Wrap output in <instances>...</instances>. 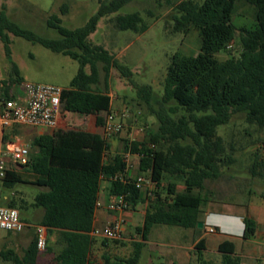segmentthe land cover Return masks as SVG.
Segmentation results:
<instances>
[{"label":"trees","instance_id":"obj_1","mask_svg":"<svg viewBox=\"0 0 264 264\" xmlns=\"http://www.w3.org/2000/svg\"><path fill=\"white\" fill-rule=\"evenodd\" d=\"M132 1L99 0L96 14L84 26L73 30L62 27L60 18L51 15L46 24L57 31L58 39H45L20 28L8 19L2 6L0 40L8 57V34H12L77 61L79 68L69 87L63 89L61 107L79 115H95L97 124L101 125L103 119L99 115L110 113L112 98L106 84L103 90L98 87L99 64L105 75L111 68L122 75L130 73L88 38L99 19ZM240 1L253 7L255 28L240 29L237 56L232 54L236 41V27L232 24L236 0H202L201 3L180 0L173 5L171 31L187 34L196 30L200 37L199 53L196 56L176 53L171 57L163 94L155 100L157 110L151 104L155 99L152 89L137 88L136 99L157 121V128L149 130L143 141H124L122 153L105 161L108 145L98 134L58 130L33 140L31 149L35 153H29L27 164L40 176L35 184L45 190L34 197L30 207L42 209L43 215L34 224L20 218L27 225L44 226L48 238L55 237L52 245L47 241L45 248L47 253L54 247L60 249L51 264H90V250L95 242L90 232L103 180L109 181V193L124 196L129 209L135 210L143 197L148 203L142 224L135 228L139 240L132 243L130 255L126 258L102 255V264H139L144 242L155 225L198 228L199 213L206 201L202 196L205 181L218 179L222 167L233 163L230 156L223 154L225 149L217 128L226 125L238 112L245 113L247 122L264 128V0ZM59 12L65 14L67 6L62 5ZM113 21L120 31L143 33L147 29L137 12L118 15ZM219 52H226L229 57L219 61L215 57ZM11 73L15 84L23 81L13 63ZM170 102L174 106L168 105ZM177 110L182 112L179 116ZM124 153L138 157L136 175L153 185L150 196L147 197V192L142 195L134 186L135 179L127 175ZM254 168L255 164L251 167L252 176L256 175ZM20 182L8 170L0 188L10 189ZM177 183L182 184L181 193L176 191ZM8 207L16 208V205ZM243 225L242 238L249 240L256 232V222L244 217ZM196 249L199 251L196 264H214L204 260L201 247ZM217 251L221 255L220 264H240L232 242L223 241ZM38 257L35 237L22 256L12 250L0 251V259L13 264H36Z\"/></svg>","mask_w":264,"mask_h":264},{"label":"rangeland","instance_id":"obj_2","mask_svg":"<svg viewBox=\"0 0 264 264\" xmlns=\"http://www.w3.org/2000/svg\"><path fill=\"white\" fill-rule=\"evenodd\" d=\"M178 1L180 0L166 3L164 0H133L116 13L99 19L95 31L89 35L88 40L92 44L102 46L119 65L128 69L130 73V75H122L116 69L111 68L108 75H105L101 68L102 65L99 64L98 87L103 90L105 84L107 85L108 93L112 96V113L116 108L122 109L123 106L127 108L126 117L123 115L117 118L113 114L115 121L122 124V130L118 134L123 132L124 125L128 124L125 118L142 129L143 133L155 130L157 128L156 118L151 115L143 103H139L136 99L137 88L148 86L152 89L155 99L151 101V104L153 109L157 110L155 100L163 94L164 79L171 57L176 53L184 56H196L199 53L200 37L196 30L192 29L187 34L171 31L173 5ZM195 1L202 2V0ZM62 5L67 6V12L63 15L59 12ZM2 6H5L8 19L20 28L45 39H58L57 31L47 27L46 24L51 15H57L64 28L70 30L80 28L96 14L99 0H0V10ZM135 12L140 14L143 24L147 26L143 33L131 30L120 31L115 27L113 19L116 16ZM232 24L236 27V41L233 44L232 54L237 56L240 29L255 28L253 7L236 0ZM8 36L10 57L6 55L4 45L0 40V80L14 77L11 73L13 63L17 68L18 76L24 82L52 85L61 89L69 87L70 81L79 68L77 61L62 54L53 53L39 43H33L12 34ZM215 57L219 61H224L229 55L226 52H219ZM85 70L88 71V68ZM168 105L174 106V103L170 102ZM181 113L177 110L176 116ZM11 130H14L16 136L21 139V143L25 145L24 137H27L29 133L28 127L16 125L12 126ZM217 135L223 141L225 149L223 154L230 156L233 163L222 167L218 179L206 182V189L211 192V200L216 204L217 209H222L223 212H229L231 209V211H240L247 216H255L264 220V128L247 122L245 113L238 112L232 115L226 125L217 128ZM25 146L28 148L27 145ZM136 162L134 158L135 165ZM254 164L256 175L252 176L251 167ZM132 175L133 178L137 176L135 173ZM146 185L141 191L144 192L147 189ZM25 191L29 200H32L38 189L27 187ZM4 193L8 194L7 191ZM0 206L5 205L0 203ZM140 208V211L120 212L119 220L124 223L121 239L103 241L95 238L94 244L102 248V255L110 258H126L130 255L132 243L139 240L135 228L141 225L144 205ZM19 213L22 219L32 222L31 210H20ZM213 220L221 233L223 230L237 235L236 225L231 224L227 219L213 217ZM161 229L173 228L157 226L156 230H152V234L148 237L150 247H163L160 246L162 242H170L172 238L177 240L174 235L158 236L157 233ZM241 230L242 227L240 232ZM33 238L32 227H26L19 234L0 229V251L12 250L18 256H22L24 249ZM52 239L54 237L51 240L49 237L50 245H52ZM221 240L223 236L219 233L208 238V249L211 250L207 258L216 264L220 263V259L217 258L218 254L214 253L213 249L216 247L213 244ZM229 240L235 244L236 249H264V234H261L250 245L241 244L240 240L235 238ZM52 249H58V247ZM45 254L46 252L38 257L36 264H51L50 257H46ZM102 255L93 258L91 264H102ZM153 257L149 260L144 252L139 264L164 263ZM0 264L13 263L0 259Z\"/></svg>","mask_w":264,"mask_h":264},{"label":"crops","instance_id":"obj_3","mask_svg":"<svg viewBox=\"0 0 264 264\" xmlns=\"http://www.w3.org/2000/svg\"><path fill=\"white\" fill-rule=\"evenodd\" d=\"M17 94H18V90L16 88V84L12 81L11 78L7 80L6 79L0 80V109H1L2 99H8L10 97L16 96ZM111 105H112V99H111L110 108L112 107ZM126 110L127 108L123 106L122 109L116 108L115 112L112 113V108H111L110 113L115 114L117 118L122 117L123 115L124 117H126L125 116ZM99 116L102 117L103 122H104V118L106 114H100ZM125 120L128 122V124L126 126L124 125L125 130L123 132H121L117 136L116 135L105 136L102 131L103 123L101 125H98L97 117L95 115H79L73 112L65 111L61 107V115L59 117V121H58L59 123H58L57 130L28 127L29 133L27 137H24L25 139L24 138L23 139L27 143V144L25 143V145L28 146L29 153L33 155L35 151H32L31 144L33 140L39 136L52 135L54 132L58 130H61V131L81 130V131H85L88 133L98 134L102 136L107 142L108 149L105 153L104 160L108 161L114 155L122 153L124 141L128 140V141L141 142L146 137V133H143L142 129L132 124L129 121V119L125 118ZM12 126H16V125H12ZM12 126L8 128H2L0 126V157H3L2 154L8 143L10 142L21 143V139H19V137L16 136V133L14 132V130H11ZM76 127H79V128H76ZM3 137H6L5 143L3 142ZM123 155H124V161L126 164L127 175L130 177H133L132 173L137 174L138 157L136 155H131L129 153H124ZM134 158L137 161L136 165L134 163ZM3 159L7 164V169L13 172L15 176H18L21 182L10 189L0 188V203H3L5 206L15 204L16 209H18L19 211L20 210H25V211L31 210L32 212L31 213V219H32L31 223L40 221L43 215V210L40 208L35 209V208L30 207V204L32 203L34 197L39 192L45 190V188L40 187L35 184L39 180L40 176L35 174L31 170V167L28 164H26L25 166H18L12 162L9 156H4ZM28 162H29V156H28ZM207 181L209 180L205 181V188H204V191L202 192V196L204 197V200L206 201L204 205L201 207L199 217H198V220L202 223V228H197L198 230L197 229L195 230V229H185V228H181L177 226H169V227H172L173 229H161L157 233L158 236H162L165 234L174 235L177 240H174L172 238V241L170 242L169 241L162 242L160 246H163V247H157V246L150 247L148 237L150 236V234H152L153 232L152 230H156L157 226H167V225H155L150 229L147 235V239L144 242V245L142 247L141 256L145 252V255L149 258V260H151L152 257L154 256L153 257L154 259L157 258L163 261L164 263L162 264H196V256H197V253L199 252L196 249V247L199 246L202 248L201 253H202L204 260L212 262L210 258H207V254L211 250V249H208V238L209 237L216 235L218 233L221 236H223V240L213 244V246L215 245L216 247V249H213L215 255L218 254L217 258L221 259V255L217 251V247L223 241L228 240L232 242L229 239L235 238V239L240 240L241 244L250 245L251 242H253L261 234H264V220H261L255 216H250V215L247 216L240 211L236 212V211H231L230 209L229 212H223L222 209H217L216 204L211 200V196H210L211 192L206 189ZM146 184H147L146 185L147 189H145V191L144 192L142 191L141 193L142 195H144L147 192L146 195L148 197L151 195L150 192L154 189V187L153 185L149 183H146ZM165 185L166 183L163 184L162 186L163 189ZM109 186L110 184L108 180H103L101 182L99 198L97 201L99 205H97L95 209L93 228H98V229L102 228L106 223L112 221L113 219L120 218V214H121L120 212L108 211L106 209V205L109 201L110 196L112 195L111 193H109ZM27 187L38 189V192L32 198V200H29L28 194L25 191V188ZM182 190H183L182 184L177 183V188H176L177 193H181ZM4 191H7L8 194L4 193ZM147 203H148L147 198L143 197L141 202L136 206L135 210L128 209V210H125V212L126 211H132V212L140 211L141 205H144V211H145ZM20 207H22V209ZM144 211L142 212L143 215H144ZM213 217L225 218L231 224L236 225L237 235H234L231 232H225L223 230L221 233V230L219 229V227L216 226V223L214 222ZM244 217L251 218L256 222V232L254 236L249 240H244L242 238L243 229H244V225H243ZM241 227H242V230L240 232ZM209 229H212L213 231L209 232ZM52 237H50V240ZM54 241H55V237L54 239H52V243ZM48 242H49V238H48ZM201 242H203V244H201ZM59 251H60L59 247L58 249H52L51 253H47L45 250L43 252H39V256L42 253L46 252L45 256L50 257V260H52L53 257ZM235 254L239 256L240 264H257V263L264 264V249H236V246H235ZM101 255H102V248L96 247L95 244H93L90 250V264H91V260H94L93 258L99 257Z\"/></svg>","mask_w":264,"mask_h":264},{"label":"built area","instance_id":"obj_4","mask_svg":"<svg viewBox=\"0 0 264 264\" xmlns=\"http://www.w3.org/2000/svg\"><path fill=\"white\" fill-rule=\"evenodd\" d=\"M18 94L8 99H2L0 109V126L8 128L12 125L32 128L58 129V121L61 115V96L63 89L43 84L20 82L16 84ZM122 130V124L116 122L112 113L106 114L102 125L105 136L117 135ZM9 156L12 162L18 166L28 163L29 150L19 142H10L3 152ZM0 157V183L6 176L7 164ZM134 186L142 190L148 183L142 176H136ZM99 205L98 203L96 206ZM108 211L122 212L129 209V203L122 195H111L106 205ZM32 227L35 237L36 249L43 252L47 245V229L41 225H27L20 218L16 208L0 206V229L15 234L21 233L26 227ZM124 231V223L119 219H113L102 228H93L90 236L107 241L119 240ZM209 229V232H212Z\"/></svg>","mask_w":264,"mask_h":264},{"label":"water","instance_id":"obj_5","mask_svg":"<svg viewBox=\"0 0 264 264\" xmlns=\"http://www.w3.org/2000/svg\"><path fill=\"white\" fill-rule=\"evenodd\" d=\"M197 227H198V228H202V223L199 222V223L197 224Z\"/></svg>","mask_w":264,"mask_h":264}]
</instances>
